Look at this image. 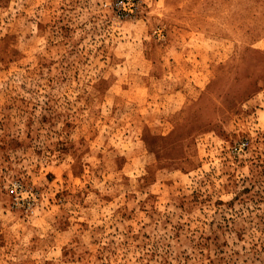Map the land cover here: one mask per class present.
Returning a JSON list of instances; mask_svg holds the SVG:
<instances>
[{"label":"rangeland","instance_id":"rangeland-1","mask_svg":"<svg viewBox=\"0 0 264 264\" xmlns=\"http://www.w3.org/2000/svg\"><path fill=\"white\" fill-rule=\"evenodd\" d=\"M0 264H264V0H0Z\"/></svg>","mask_w":264,"mask_h":264},{"label":"built area","instance_id":"built-area-1","mask_svg":"<svg viewBox=\"0 0 264 264\" xmlns=\"http://www.w3.org/2000/svg\"><path fill=\"white\" fill-rule=\"evenodd\" d=\"M10 194L15 195L16 194V190L15 189L10 190Z\"/></svg>","mask_w":264,"mask_h":264}]
</instances>
